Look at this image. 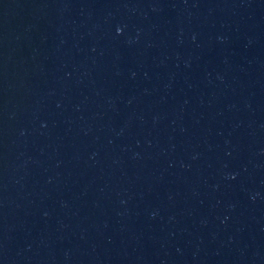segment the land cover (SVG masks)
<instances>
[{
	"label": "water",
	"instance_id": "water-1",
	"mask_svg": "<svg viewBox=\"0 0 264 264\" xmlns=\"http://www.w3.org/2000/svg\"><path fill=\"white\" fill-rule=\"evenodd\" d=\"M0 264H264V0H0Z\"/></svg>",
	"mask_w": 264,
	"mask_h": 264
}]
</instances>
